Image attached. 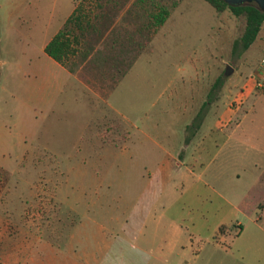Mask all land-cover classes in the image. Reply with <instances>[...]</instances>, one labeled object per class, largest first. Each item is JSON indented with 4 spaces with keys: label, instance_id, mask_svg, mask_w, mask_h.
Here are the masks:
<instances>
[{
    "label": "rangeland",
    "instance_id": "374dc122",
    "mask_svg": "<svg viewBox=\"0 0 264 264\" xmlns=\"http://www.w3.org/2000/svg\"><path fill=\"white\" fill-rule=\"evenodd\" d=\"M69 1L0 0V241L40 236L52 242L49 257L54 251L56 264H68L83 257L98 226L106 227L108 239L115 234L110 223L144 225L145 233L158 228L156 242L173 225L193 243L211 239L215 146L264 126V26L248 50L235 51L243 16L218 14L204 0H134L138 24L161 6L169 23L155 31L149 53L111 98L122 116L87 89L81 95L72 81L51 113L35 103L40 73L25 59L38 58L27 50L51 38ZM200 121L206 152L195 178L172 174L150 182L152 139L175 154L185 126L191 130ZM128 136L123 148L100 146Z\"/></svg>",
    "mask_w": 264,
    "mask_h": 264
},
{
    "label": "crops",
    "instance_id": "0c3cea01",
    "mask_svg": "<svg viewBox=\"0 0 264 264\" xmlns=\"http://www.w3.org/2000/svg\"><path fill=\"white\" fill-rule=\"evenodd\" d=\"M137 7L134 0H70L65 9L67 15L51 38L39 49L27 50V56L30 51L31 55H38L35 60L25 59L29 68L40 73L35 90L36 105L52 113L60 94L72 81L81 95L87 89L110 112L122 116L111 98L122 82L130 78L138 59L149 53L155 40L153 29L149 33L148 17L142 25L138 24ZM54 9L60 10V6L55 5ZM72 16L75 19L68 25L66 36L72 52L59 63L45 53V47ZM165 23H169V17ZM254 97H250L247 104ZM28 109L32 110L31 107ZM247 116L245 114L243 119ZM200 123L198 127L193 125L191 130L185 126L175 154L152 139L155 161L152 162L154 170L150 182L172 174H179L185 180L195 178L194 166L206 152ZM85 129L87 131V127ZM128 140L129 136L123 144L93 143L102 148H116L117 145L123 148ZM197 177V180L201 179ZM109 226L115 234L108 239L106 227L98 226L92 241L86 240L88 245L83 257L73 258L68 264H184L188 261L194 264H264V126L260 123L257 127L245 128L236 143L215 146L214 233L211 239L193 243L190 238H185L178 225H173L164 231L166 238L156 242L160 238L158 228L145 233L144 225L139 224L110 223ZM221 226L227 227L224 233H219ZM234 226L241 227L236 238L232 237L236 230ZM0 244L2 264L57 262L54 251L53 258L49 257L52 242L44 241L40 236L30 241L8 238ZM24 245L27 251L23 250Z\"/></svg>",
    "mask_w": 264,
    "mask_h": 264
},
{
    "label": "trees",
    "instance_id": "16d2710c",
    "mask_svg": "<svg viewBox=\"0 0 264 264\" xmlns=\"http://www.w3.org/2000/svg\"><path fill=\"white\" fill-rule=\"evenodd\" d=\"M209 4L216 13H224L225 11H230L232 16L245 18V27L242 36L235 42L234 50L236 47L240 46L242 50H248L257 40V37L264 26V12L261 11L255 3L243 4L240 6H230L223 2L222 0H204ZM169 16V11L165 7L161 6L157 13L151 14L148 17L150 26L149 33L152 29L155 32L159 27H162ZM75 19V16L70 17L63 29L46 45L45 53L53 60L63 63V60L68 57L72 52L70 49V41L67 39V27ZM151 35V34H150ZM264 58V57H263ZM220 81L217 82V84ZM217 84L215 86H217ZM9 178V175H8ZM233 238H236L241 227H236ZM227 229L226 226H221L219 228V233H224Z\"/></svg>",
    "mask_w": 264,
    "mask_h": 264
},
{
    "label": "water",
    "instance_id": "95a60500",
    "mask_svg": "<svg viewBox=\"0 0 264 264\" xmlns=\"http://www.w3.org/2000/svg\"><path fill=\"white\" fill-rule=\"evenodd\" d=\"M230 6H240L248 3H255V5L264 12V0H222ZM231 70L229 67L225 70L224 74L229 75Z\"/></svg>",
    "mask_w": 264,
    "mask_h": 264
},
{
    "label": "built area",
    "instance_id": "2783aa9c",
    "mask_svg": "<svg viewBox=\"0 0 264 264\" xmlns=\"http://www.w3.org/2000/svg\"><path fill=\"white\" fill-rule=\"evenodd\" d=\"M259 72L264 73V58L261 60Z\"/></svg>",
    "mask_w": 264,
    "mask_h": 264
}]
</instances>
